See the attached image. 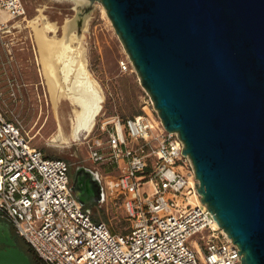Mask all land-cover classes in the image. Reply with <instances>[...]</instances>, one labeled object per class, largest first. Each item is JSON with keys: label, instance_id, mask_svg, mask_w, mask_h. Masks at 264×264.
I'll use <instances>...</instances> for the list:
<instances>
[{"label": "water", "instance_id": "obj_1", "mask_svg": "<svg viewBox=\"0 0 264 264\" xmlns=\"http://www.w3.org/2000/svg\"><path fill=\"white\" fill-rule=\"evenodd\" d=\"M97 1L162 125L181 139L200 202L241 263L264 264V0ZM70 189L83 206L104 197L83 165ZM0 264L30 262L8 248Z\"/></svg>", "mask_w": 264, "mask_h": 264}, {"label": "built area", "instance_id": "obj_2", "mask_svg": "<svg viewBox=\"0 0 264 264\" xmlns=\"http://www.w3.org/2000/svg\"><path fill=\"white\" fill-rule=\"evenodd\" d=\"M0 11L13 19L24 6L0 0ZM6 27L0 18V32ZM117 64L121 71L133 67L127 56ZM147 100L142 113L106 116L83 136L92 164L117 169L94 171L104 196L118 199L129 220L121 232L79 203L66 161L33 146L0 111V221L43 264H243L239 248L199 200L181 139L151 117Z\"/></svg>", "mask_w": 264, "mask_h": 264}, {"label": "rangeland", "instance_id": "obj_3", "mask_svg": "<svg viewBox=\"0 0 264 264\" xmlns=\"http://www.w3.org/2000/svg\"><path fill=\"white\" fill-rule=\"evenodd\" d=\"M21 2L24 6L23 16L7 20V27L0 32L1 113L6 119L19 124L22 131L30 137V143L45 155L64 159L69 165L70 179L79 165L98 170L102 174L114 175L116 168L105 163L95 165L88 160L83 136L89 131L87 133L80 131L78 137L73 140L63 141L54 138L59 127L64 134L69 133L72 107L65 100H61L56 107L52 104L46 81L41 73L43 68L41 54L46 52V49L38 44L37 31L33 26L34 19L42 17L46 22L56 26L55 35L60 37L66 19L72 18L77 11L86 16V28L82 31L86 68L98 82L103 95L102 107L99 114H96L97 117L95 115L94 126L112 114L125 117L142 113V106L149 96L140 85L131 65L128 70L119 69L117 61L126 56L128 58V54L102 4L97 0L90 3H84L83 0H21ZM0 13L7 17L4 11ZM39 26L41 27L40 19L37 27ZM80 29L78 26V33L81 32ZM52 34V31L46 32L48 37ZM77 44L76 40L72 41L73 46ZM148 108L151 117L157 118V112L150 105ZM85 208L91 216L104 221L112 231H125L129 226V220L118 199L104 196L101 201L86 205Z\"/></svg>", "mask_w": 264, "mask_h": 264}, {"label": "bare ground", "instance_id": "obj_4", "mask_svg": "<svg viewBox=\"0 0 264 264\" xmlns=\"http://www.w3.org/2000/svg\"><path fill=\"white\" fill-rule=\"evenodd\" d=\"M83 2L90 3L89 0H83ZM0 18L9 20L2 15ZM39 19L40 28L37 27ZM33 23L37 31L38 44L47 52H43L44 56L43 53L41 54L43 62L41 73L46 81L52 104L56 107L61 100H65L72 107L69 133L64 134L59 127L54 138L63 141L73 140L78 137L80 131L87 133L91 130L103 100L98 82L86 68L87 59L82 45L84 35L82 31L86 28V16L77 11L72 18L66 19L62 25L60 37L55 35L56 26L46 22L42 17L35 18ZM78 26L81 28L80 33L77 32ZM49 31L53 34L48 37L46 32ZM74 40L78 43L76 46L72 45ZM57 63L59 64L55 65Z\"/></svg>", "mask_w": 264, "mask_h": 264}, {"label": "flooded vegetation", "instance_id": "obj_5", "mask_svg": "<svg viewBox=\"0 0 264 264\" xmlns=\"http://www.w3.org/2000/svg\"><path fill=\"white\" fill-rule=\"evenodd\" d=\"M8 248H17L28 257L30 264H38L28 252L22 237L6 221H0V250H6Z\"/></svg>", "mask_w": 264, "mask_h": 264}, {"label": "trees", "instance_id": "obj_6", "mask_svg": "<svg viewBox=\"0 0 264 264\" xmlns=\"http://www.w3.org/2000/svg\"><path fill=\"white\" fill-rule=\"evenodd\" d=\"M92 218L94 219V220H100V219H98V217L96 218V217H93L92 216ZM26 244V246H27V249H28V252L30 253V255L32 256V258L38 263V264H43V262L35 255V253L32 251V249H31V247L27 244V243H25Z\"/></svg>", "mask_w": 264, "mask_h": 264}, {"label": "crops", "instance_id": "obj_7", "mask_svg": "<svg viewBox=\"0 0 264 264\" xmlns=\"http://www.w3.org/2000/svg\"><path fill=\"white\" fill-rule=\"evenodd\" d=\"M0 15H1V13H0Z\"/></svg>", "mask_w": 264, "mask_h": 264}]
</instances>
